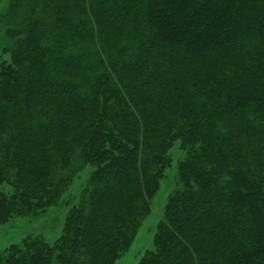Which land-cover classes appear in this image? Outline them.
<instances>
[{"label": "trees", "instance_id": "16d2710c", "mask_svg": "<svg viewBox=\"0 0 264 264\" xmlns=\"http://www.w3.org/2000/svg\"><path fill=\"white\" fill-rule=\"evenodd\" d=\"M6 17L0 224L93 172L54 244L0 264H116L176 144L178 190L137 264H264V0H12Z\"/></svg>", "mask_w": 264, "mask_h": 264}, {"label": "rangeland", "instance_id": "374dc122", "mask_svg": "<svg viewBox=\"0 0 264 264\" xmlns=\"http://www.w3.org/2000/svg\"><path fill=\"white\" fill-rule=\"evenodd\" d=\"M11 1L1 0L0 3V61L9 59V54L4 51L13 45V40L7 37L5 33L10 26V23L7 22L11 18H7L6 14ZM169 157L171 166L167 168L157 193L150 201V213L142 221L131 247L116 264H137L144 252L153 248L157 226L163 217L168 199L174 191L178 190L177 168L178 163L184 157V152L180 149L179 144L173 146L169 152ZM92 172L93 168L87 166L77 174L58 206H53L38 216L17 218L8 224H0V252L11 245L21 244L28 237L38 236L50 245L54 244L62 233L72 204L77 200ZM0 188L3 187L0 186ZM5 189L8 190V188Z\"/></svg>", "mask_w": 264, "mask_h": 264}]
</instances>
